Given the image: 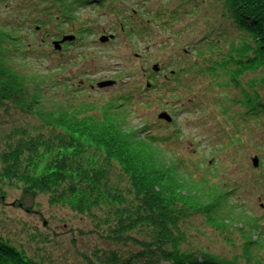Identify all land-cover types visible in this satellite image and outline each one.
I'll list each match as a JSON object with an SVG mask.
<instances>
[{
    "label": "trees",
    "instance_id": "16d2710c",
    "mask_svg": "<svg viewBox=\"0 0 264 264\" xmlns=\"http://www.w3.org/2000/svg\"><path fill=\"white\" fill-rule=\"evenodd\" d=\"M113 1L53 0L42 8L46 18L29 20L23 15L21 21L26 28L34 24L37 33L53 20L74 19L83 5ZM201 2L217 7L219 28L224 29L212 28L201 36V60L195 63L201 62L195 67L226 78L227 86H239L242 95L237 102L248 119L264 118L259 90L264 87V0ZM11 3L0 0L7 11ZM22 29L12 19L0 18V204L9 191L18 190L19 207L37 212L23 200L43 195L51 206L70 210L89 226L79 227L72 237L73 260L49 254L47 235L32 249L0 229V264H249L250 237L240 255H220L195 244V217L225 234L229 219L221 209L222 195L207 181L192 179L184 162L169 158L160 145L162 138L128 125L118 107L107 106L99 115L74 109L70 99L59 101L40 81L18 69L16 58L28 51ZM247 73L258 75L245 84ZM55 102L57 107L48 104ZM28 233L34 239L40 236ZM75 237L96 241L88 252L79 250ZM224 239L237 247L228 236Z\"/></svg>",
    "mask_w": 264,
    "mask_h": 264
},
{
    "label": "rangeland",
    "instance_id": "374dc122",
    "mask_svg": "<svg viewBox=\"0 0 264 264\" xmlns=\"http://www.w3.org/2000/svg\"><path fill=\"white\" fill-rule=\"evenodd\" d=\"M10 1V11L0 6V18L17 22L27 37V55L15 60L18 69L40 81L59 101L70 99L74 109L99 115L107 106L118 107L128 125L162 138L160 145L169 158L184 162L192 179L207 181L222 195L221 209L229 219L225 234L195 217L191 223L195 244L220 255H240L245 238L250 237L249 264H264V118L248 119L245 107L237 102L242 95L239 86H227L226 78L195 67L204 46L201 36L212 28L224 29L219 28L217 7L201 0L89 3L74 12V19L53 20L35 33L34 24L26 28L21 18H46L42 8L53 0ZM68 36L75 38L56 49L54 42ZM105 36L114 37L102 42ZM257 75L247 73L244 83ZM108 80L115 85L98 87ZM259 90L264 99V87ZM163 112L171 116V122L159 118ZM21 197L20 191L11 190L0 204V229L32 249L43 244L47 235L49 254L73 260L72 237L79 227L89 226L86 220L51 206L43 195L23 200L39 213L27 212L19 207ZM28 232L40 236L34 239ZM227 236L237 247L228 246ZM75 238L79 250L88 252L96 241Z\"/></svg>",
    "mask_w": 264,
    "mask_h": 264
},
{
    "label": "water",
    "instance_id": "95a60500",
    "mask_svg": "<svg viewBox=\"0 0 264 264\" xmlns=\"http://www.w3.org/2000/svg\"><path fill=\"white\" fill-rule=\"evenodd\" d=\"M114 36H111V37H103L101 39L102 42H105V41H108L109 39H112ZM75 37L74 36H68V37H64L61 41H56L54 42L55 44V48L60 50L61 49V45L62 43H64L66 40H73ZM154 70L158 71V65H155L154 66ZM115 81L113 80H108V81H103V82H99L98 83V87L99 88H105V87H110V86H113L115 85ZM159 118L160 119H163V120H166L167 122H171L172 121V118L170 115H168L166 112H163L159 115ZM258 165V158H254V166H257ZM22 207V205H20Z\"/></svg>",
    "mask_w": 264,
    "mask_h": 264
}]
</instances>
